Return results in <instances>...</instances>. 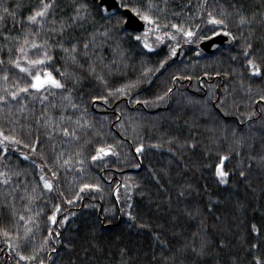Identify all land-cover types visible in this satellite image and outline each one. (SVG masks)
Masks as SVG:
<instances>
[{
	"label": "trees",
	"instance_id": "obj_1",
	"mask_svg": "<svg viewBox=\"0 0 264 264\" xmlns=\"http://www.w3.org/2000/svg\"><path fill=\"white\" fill-rule=\"evenodd\" d=\"M7 2L25 5L17 10V19L22 20L38 0ZM70 2L57 0V21L71 12ZM155 2L154 14L167 25L162 32L176 34L171 24L182 23L209 39L213 37L209 29L223 35L219 26L204 22L209 11L219 17L223 10L231 13L226 23L236 39L213 53L200 48L208 39L185 43L180 34L176 41L165 39L152 52L125 39L123 61L105 51L109 59H117L118 69L105 75L107 85L89 75L86 66L65 64L58 48L50 49L49 70L54 75L58 66L82 77L74 87L72 79L67 81L73 89L72 103L78 107L71 108L60 89L44 91L48 99L43 103L41 97L28 93L0 102V130L21 141L0 145V173H4L0 176V264H40L41 260L44 264H255L254 257L264 261V101L259 99L264 95V75H252L242 55L245 41L254 49H264V0H204L203 6L202 0ZM239 14L250 19L255 14V19L240 26ZM50 27L45 25L38 43L60 39L48 31ZM23 29L24 24H13L8 17L0 31L11 30L10 35L16 36ZM91 31L90 24L69 28L65 46L70 38L83 39ZM5 43L0 36V45ZM7 43L13 46L15 58L17 41ZM176 43L179 56L159 67L169 45ZM30 55L35 57L31 50ZM8 58L4 47L0 77L7 69L9 84L19 80L24 86L30 78L9 65ZM258 62L264 69V59ZM132 81L139 83L126 95H109V88ZM3 83L0 79V89ZM92 96L108 97V102L93 101ZM49 116L51 126L44 122ZM77 120L92 127L76 126ZM57 125L69 131L75 127L79 139L65 136ZM101 143L113 145L118 155L93 162L90 156ZM139 144L143 150L137 154ZM220 156L227 157L223 168L229 172L223 185L215 177ZM41 176L52 183L51 189L44 187ZM83 184L99 187L82 189ZM57 204L60 209L53 223L48 217ZM253 224L258 232L252 231ZM26 228L31 229L27 237ZM5 230L9 236L3 234ZM202 241L206 246L200 255L193 246L199 250ZM121 249H125L123 257ZM17 251L35 258L20 260Z\"/></svg>",
	"mask_w": 264,
	"mask_h": 264
},
{
	"label": "snow or ice",
	"instance_id": "obj_2",
	"mask_svg": "<svg viewBox=\"0 0 264 264\" xmlns=\"http://www.w3.org/2000/svg\"><path fill=\"white\" fill-rule=\"evenodd\" d=\"M204 0H202L203 6ZM25 5L22 2H17L14 5H9L7 0H0V28L3 27L4 21L11 17L13 24L22 23L24 24V29L22 30L21 35L12 36L10 35L11 30L8 32L0 31V36L3 37V40L6 42L3 45H0V51L4 47H7L8 52V64L12 65L14 68L19 69V72L26 74L30 80L20 86L19 80L14 84H9V73L5 69L2 77L3 88L0 89L4 94H0V102L8 103L9 98L16 100L21 93H28L33 98L41 97V103L44 100H47L48 97L43 95L44 91H50L51 89H60L66 94L64 95V100L68 102V105L71 108L76 109L77 104L72 103V88L68 87L67 81L72 79L73 87L75 84L79 83L82 77L78 73L69 72L67 68L63 70L60 67H56L55 71L60 77L57 78V75L53 74V71L49 70L52 66L53 55L51 54L50 49L58 48L64 53L65 64L71 63L72 65L77 66L80 69H85L89 75L95 77L96 80L107 85L105 79L106 74H111L117 69V59H109L105 54V51L112 53L113 57H118L120 61H123L125 57V49L122 48V44L125 39L134 41L143 49L152 52L155 50L156 46H159L163 43L165 39H170L172 41L177 40V35L180 34L186 39L185 43L199 42L201 39H209L207 35H198L197 32L193 31L191 27L186 28L184 24H171V29L175 30L176 34H173L171 31L162 32L163 27L167 25H162L159 22V17L154 14V11L157 8L155 0H71L70 7L71 12L67 16L60 17L59 21L55 19V9L59 7L57 0H38L37 3L33 4L29 8L28 14L23 17L22 20L17 19L18 9L23 8ZM235 7V6H233ZM238 11V10H237ZM179 13H177L178 15ZM231 15V13H225L223 10L218 17L212 11L207 13V19L204 21L206 24L219 26L220 31L223 35L229 37L232 40H235L236 37L233 36V33L228 30L226 23V16ZM53 18L49 20V17ZM97 17L100 18V21L97 20ZM255 19V14L250 19L244 14H239L238 22L240 26L245 24H251ZM58 23V27L56 26ZM50 24L51 27L48 31L56 33L59 35L60 39L54 43H50L48 39H45L41 42H37V36L45 31V25ZM85 24H90L92 26V31L88 32L86 37L83 39H77L75 37L70 38L68 41V46H65V33L69 28L76 27L83 29ZM197 29L200 28V25L195 26ZM35 29V31H33ZM212 36L215 37L219 33L216 29H209ZM31 37V39L29 38ZM17 41L15 45V58H13V46L10 41ZM215 47V45H213ZM180 47L179 43H176L175 46L169 45L167 52L164 54V58L159 61V67H164L166 62L171 58L177 55V49ZM30 50L35 53L33 58L30 55ZM242 55L245 59L246 65L249 68L252 75L260 76L264 75V69L261 67V63L258 60L264 59V49H254L253 45L250 42L245 41L242 46ZM235 59V57H233ZM83 61V63L81 62ZM5 62L3 59H0V65H3ZM159 71V68L156 69ZM150 69H145V72H149ZM176 77H173L175 81ZM139 81H132L128 84L122 85L120 88L108 89L110 96H124L128 93V90L134 88ZM29 89L35 90L34 93H30ZM170 92L171 89H168ZM165 96L167 93L164 94ZM163 96L156 97L157 100H163ZM93 101L97 99L104 100L105 103L108 102V97L101 96L96 97L92 96ZM261 101H264V95L259 97ZM198 103V101H197ZM54 107V105H53ZM222 107V98L221 105ZM20 111L24 110V105H20ZM254 114V113H253ZM61 121L65 119L63 115L60 117ZM70 119V117L68 118ZM51 120L49 116L45 119V124H48ZM76 126L91 128L92 125L88 121H84L81 125L80 120L75 122ZM60 131L64 133L65 136H71L74 139H79L77 136L76 128L73 127L72 131H69L68 127H60L57 125ZM96 135H102V133L97 132ZM0 145L5 141H10L13 144L21 143L18 141L15 136L4 135L3 131L0 130ZM89 143L91 140L88 141ZM28 145H25L27 147ZM35 148V144L32 145ZM156 147H160L159 144ZM143 144H139L135 148L137 154L142 153ZM4 151H7L5 147ZM171 151V149H169ZM79 154V153H77ZM2 155V153H0ZM23 155V153H21ZM111 156H117L118 153L116 148L111 144H98L94 149V154H91L90 158L93 162H103L104 158ZM27 158V157H25ZM227 159L225 156H220V163L215 165V177L219 184H227L229 172L225 171L223 168L224 162ZM264 159V158H262ZM69 161L65 160L64 164H68ZM139 167V165H137ZM4 173H0V176H3ZM18 175V173H17ZM53 176L56 175L55 172L52 173ZM245 173L240 172V176H244ZM44 187L51 189L53 187L52 183L41 176ZM5 184L8 183V179H4ZM99 185L94 184H83L81 185L82 189L85 188H97ZM79 195V194H77ZM183 195V193H181ZM71 203V201H69ZM130 207V206H129ZM56 211L52 213L48 219L56 223L57 216L56 213L60 209V205L55 206ZM107 211V209L105 210ZM130 219H135L131 212L127 213ZM21 220L25 218L20 217ZM31 219V217H29ZM66 220L67 217H64ZM27 223V221H25ZM143 226V225H142ZM31 231L30 228H26L25 237ZM252 231L258 232L256 225H252ZM5 236H9L10 233L6 230L3 233ZM49 235H52V232L49 231ZM56 235H59L57 232ZM195 235V234H194ZM158 238V237H157ZM164 244V241H160ZM206 246V241H202L200 249L197 250L193 246V251L197 254L202 255L204 248ZM9 247L15 249L16 245L12 244L9 241ZM253 248L256 247L255 244L252 245ZM125 254V249H121V256ZM16 255L20 260H33V256H25L21 252L17 251ZM255 264H264V261H261L259 257H254ZM40 264H44V261L41 260ZM123 264V261L121 262Z\"/></svg>",
	"mask_w": 264,
	"mask_h": 264
},
{
	"label": "water",
	"instance_id": "obj_3",
	"mask_svg": "<svg viewBox=\"0 0 264 264\" xmlns=\"http://www.w3.org/2000/svg\"><path fill=\"white\" fill-rule=\"evenodd\" d=\"M231 43V39L225 35H217L215 37H212L211 39L203 42L200 45V48L205 52V53H213V51L217 50L218 47L221 45H228ZM215 45V47L213 46Z\"/></svg>",
	"mask_w": 264,
	"mask_h": 264
},
{
	"label": "bare ground",
	"instance_id": "obj_4",
	"mask_svg": "<svg viewBox=\"0 0 264 264\" xmlns=\"http://www.w3.org/2000/svg\"><path fill=\"white\" fill-rule=\"evenodd\" d=\"M210 39H211V38H210ZM208 40H209V39H208ZM231 40H232V39H231ZM206 41H207V40H206ZM204 42H205V41H204ZM231 42H232V41H231ZM230 44H231V43H230ZM218 49H219V47H218ZM218 49H217V50H218ZM215 51H216V50H215ZM179 53H180V48L177 49V56H179Z\"/></svg>",
	"mask_w": 264,
	"mask_h": 264
}]
</instances>
